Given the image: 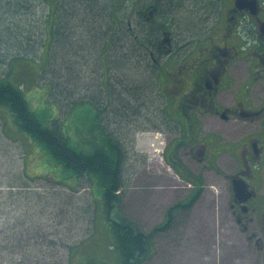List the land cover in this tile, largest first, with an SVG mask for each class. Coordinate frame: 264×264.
<instances>
[{"label": "rangeland", "instance_id": "374dc122", "mask_svg": "<svg viewBox=\"0 0 264 264\" xmlns=\"http://www.w3.org/2000/svg\"><path fill=\"white\" fill-rule=\"evenodd\" d=\"M112 2L115 17L129 19L134 31L137 0H92L88 9L76 0L60 3L57 12L51 8L54 0H28V8L16 13L14 8L1 10L0 2V77L23 83L38 117L48 124L59 118L74 144L90 140L85 134L90 128L99 137L103 122L107 132L121 139L127 149L126 185L115 217L122 214L149 232L163 223L172 205L190 198L195 187L190 177L201 184L198 200L191 209L178 211L169 231L155 236L153 255L142 264H264L255 239L247 241V227H257L253 212L247 220L230 208L231 183L224 169H229V155L218 159L224 167H206L207 158H192L180 143L175 159L184 169L173 166L175 147L168 143L184 126L177 122L176 130L167 117L174 109L157 93L158 72L140 70L127 46L113 49L109 44L104 51L103 36L111 23L105 9ZM184 31L179 32L183 42ZM22 32L25 42L31 40L27 47L17 43ZM121 55L127 58L119 60V67L113 65ZM161 73V89L167 94ZM125 88L138 92L141 102ZM262 92L263 81L257 84L256 97ZM127 101L129 111L124 108ZM260 124L239 120L227 135L237 139L246 129L258 131ZM53 162L46 146L21 132L12 114L0 106V264H69L70 246L75 251L72 264H112L117 253L99 187L87 176L70 177Z\"/></svg>", "mask_w": 264, "mask_h": 264}, {"label": "flooded vegetation", "instance_id": "af4514ba", "mask_svg": "<svg viewBox=\"0 0 264 264\" xmlns=\"http://www.w3.org/2000/svg\"><path fill=\"white\" fill-rule=\"evenodd\" d=\"M135 13L138 54L147 53L154 71L164 72L167 94L160 88L158 95L168 96L174 113L167 115L176 130L184 126L181 137L187 132L173 144L207 158L206 167H222L218 159L229 155L230 208L247 220L253 212L257 227H247V241L255 239L264 257V92L256 97L264 82V0H137ZM115 20L117 33L134 28L127 18ZM239 120H261L260 129L227 135ZM236 180L244 192L235 190Z\"/></svg>", "mask_w": 264, "mask_h": 264}, {"label": "trees", "instance_id": "16d2710c", "mask_svg": "<svg viewBox=\"0 0 264 264\" xmlns=\"http://www.w3.org/2000/svg\"><path fill=\"white\" fill-rule=\"evenodd\" d=\"M2 1L4 3L3 7L5 8H0L7 13L13 10V8L15 9V13L16 10L28 8V0H0V2ZM50 1L51 0H46L48 4H50ZM74 1L76 0H54V7L50 6L52 10L55 8V11L57 12L61 8L60 3L65 2L72 5ZM77 1L87 9L89 7L88 4L92 2V0ZM105 10L106 13H109L107 9ZM52 12L55 16L56 12ZM110 14L112 15V18H110L111 23L108 26V31L105 32L103 36V46L108 47V45L111 44L110 48L113 49L114 46L116 47V45L118 46L119 44L122 47L127 46L129 51H132L135 54L134 58H136V66H138V68L142 67L144 71L151 72V74L156 73L154 71L155 65L149 60L150 56L145 52H141L140 56L138 54L136 32L129 29L128 33H120V35H118V30H116L117 22L115 20L116 17L113 14V9H111ZM23 33L24 32L17 33V43L22 47H27V44L31 40L25 42L23 39ZM149 41L148 44L151 43V41ZM126 58V55H121L118 57V61L112 60L111 62L114 63L113 65L119 67V60L123 61ZM22 85L23 83H13L9 78L0 77V106L6 108V110L12 114L13 121L21 132L27 133L33 139L46 146L53 157L55 167L62 166L63 171L69 172L70 177L80 178L87 176L92 181H95L102 196L101 202L103 201L102 205L105 221L112 234V246L117 253L116 261L112 264H142L146 257L153 255L155 236L161 232L169 231L172 224L175 222V216L178 211L180 209L185 211L191 209L198 200L202 193L201 184L192 179L193 177H190V182L195 184L190 198L172 205L167 210L163 223L156 225L149 232L141 228L139 229L135 221L127 220L122 214L118 218L115 217V212L117 213L119 204L123 200L122 196L126 185L124 172L127 160V149L124 143L113 133L107 132V126L102 121L104 132L99 137H95L92 128L89 130L85 129L87 131L85 134L91 135L92 138L86 140L83 146L74 144L71 141V135L69 136L64 132L62 122L59 118L51 120V123L48 124L38 117L37 113L31 107ZM125 91L130 98L137 102H141V98L138 96L139 94H137L138 92L135 93L130 88H125ZM120 95L117 97L116 101L121 100ZM124 108L127 111L130 110L128 101ZM115 111H117L116 115L120 114L118 107L115 108ZM91 143L92 146H90L91 148L89 150L88 147ZM177 146L179 145L173 144L170 147L171 149L175 147V150L172 153V156L174 157L173 159L170 158V163L178 169H184L182 161L175 159L177 158ZM28 177L30 179L36 178ZM56 182L62 183V181ZM34 232L35 233L33 234H36L38 230L34 228ZM0 243L4 244L1 240ZM74 254V247L70 246L68 248V255L70 258L68 259L69 264H72L71 260ZM90 260L91 259L88 261Z\"/></svg>", "mask_w": 264, "mask_h": 264}, {"label": "water", "instance_id": "95a60500", "mask_svg": "<svg viewBox=\"0 0 264 264\" xmlns=\"http://www.w3.org/2000/svg\"><path fill=\"white\" fill-rule=\"evenodd\" d=\"M233 183H234V188H235L236 191L240 190L241 192H244L245 184L242 181L236 180V181H233Z\"/></svg>", "mask_w": 264, "mask_h": 264}]
</instances>
